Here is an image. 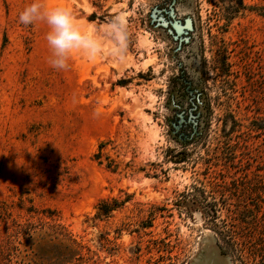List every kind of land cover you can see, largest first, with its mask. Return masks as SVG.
Here are the masks:
<instances>
[{"label": "rangeland", "instance_id": "374dc122", "mask_svg": "<svg viewBox=\"0 0 264 264\" xmlns=\"http://www.w3.org/2000/svg\"><path fill=\"white\" fill-rule=\"evenodd\" d=\"M31 2L0 0V264H255L264 0H41L102 37L114 18L126 25L122 53L106 37L103 55L74 52L63 71L48 63L46 24L18 21ZM191 114L202 139L185 146L176 124ZM102 200L126 203L94 220Z\"/></svg>", "mask_w": 264, "mask_h": 264}, {"label": "clouds", "instance_id": "9594fccd", "mask_svg": "<svg viewBox=\"0 0 264 264\" xmlns=\"http://www.w3.org/2000/svg\"><path fill=\"white\" fill-rule=\"evenodd\" d=\"M19 23L29 26L37 22L46 24L48 31L45 40L51 55L50 66L63 71L70 67L74 52H79L89 59L103 55V38L111 37L119 44L122 53L126 44L127 30L124 21L116 17L105 25L104 37L95 29L91 32L82 31L72 12L62 6L47 8L41 0H32L18 16Z\"/></svg>", "mask_w": 264, "mask_h": 264}, {"label": "trees", "instance_id": "16d2710c", "mask_svg": "<svg viewBox=\"0 0 264 264\" xmlns=\"http://www.w3.org/2000/svg\"><path fill=\"white\" fill-rule=\"evenodd\" d=\"M196 116V115H195ZM193 115H188L186 119H183V117L178 118V123L176 124L178 127V133H179V140L180 142L184 143L185 146L193 141H199L202 139V133L200 132V124L199 120H192ZM107 143H101L98 146V151L94 155V159L101 165L103 162V150ZM231 158H235L234 155L231 156ZM174 163H184L186 162L185 154L179 153L174 156L173 158ZM107 167L111 169L113 172L116 170L115 162L108 159ZM126 201L119 202L117 200H112V203L110 204L106 200H102L96 210L97 214L94 217V220H99L102 217H110V215L120 209ZM50 220L52 221L51 217ZM87 221H90L88 219ZM53 222V221H52ZM49 230H51L52 234H56L57 229H64V227L60 226L59 224H48ZM65 231V232H64ZM63 234H59L57 236H61L63 238L60 239V244L68 248V255L71 260H78V261H85V257L82 255L83 250L85 247L82 245L81 242H79L74 235L67 232L66 229H64ZM55 238L58 240L59 238L55 236ZM260 248L257 249V251L254 254V260L256 261L255 264H264V241L263 243L259 244ZM67 255V256H68Z\"/></svg>", "mask_w": 264, "mask_h": 264}, {"label": "water", "instance_id": "95a60500", "mask_svg": "<svg viewBox=\"0 0 264 264\" xmlns=\"http://www.w3.org/2000/svg\"><path fill=\"white\" fill-rule=\"evenodd\" d=\"M171 16L174 18V11L172 9ZM174 27L178 33V35H181L184 32L192 31L193 30V24L191 19H187L184 24L179 23L178 21L174 22ZM172 33V31H170ZM187 40V38H186Z\"/></svg>", "mask_w": 264, "mask_h": 264}]
</instances>
